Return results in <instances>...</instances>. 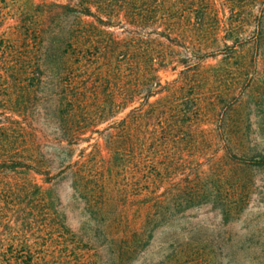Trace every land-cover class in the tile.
<instances>
[{
  "label": "rangeland",
  "instance_id": "1",
  "mask_svg": "<svg viewBox=\"0 0 264 264\" xmlns=\"http://www.w3.org/2000/svg\"><path fill=\"white\" fill-rule=\"evenodd\" d=\"M88 2L95 14L105 10L97 0ZM162 2L176 19L169 36L154 27H109L84 18L86 39L74 36L78 22L70 0H0V34L30 52L32 67L46 61L44 73L35 75L39 88L30 109L37 121L28 129L35 134L29 144L47 164L48 157L75 161L98 138L88 132L72 146L63 139L57 56L63 40L89 46L87 60L74 59L73 68L89 77L93 93L101 96L110 82L144 94L158 81L168 89V102L199 111L190 126L197 142L180 139L171 155L155 154L149 184L134 160L126 163L131 196L114 191L105 215L75 200L66 180L3 177V183L35 182L48 197H60L72 252L54 264H264V0H217L219 14L205 21V0ZM51 168L53 176L57 166ZM147 190L152 198L141 197Z\"/></svg>",
  "mask_w": 264,
  "mask_h": 264
},
{
  "label": "trees",
  "instance_id": "2",
  "mask_svg": "<svg viewBox=\"0 0 264 264\" xmlns=\"http://www.w3.org/2000/svg\"><path fill=\"white\" fill-rule=\"evenodd\" d=\"M70 1L74 2L78 22L74 36L89 38L84 18H97L109 27L113 23H127L140 30L154 27L159 36L176 31L171 24L176 21L174 16L160 8L164 5L162 0H97L95 4L105 8L97 14L88 0ZM202 12L203 21L218 15L217 0H205ZM79 42L63 40L57 47L59 121L63 139L69 140L71 146L88 132L98 138L92 151L82 152L75 161L48 157L47 164L29 144L35 134L28 129L37 121L36 112L30 109V105L36 104L32 101L39 88L34 83L35 75L37 71L44 73L46 61L32 67L30 52L0 34V264H54L62 254L67 260L72 252L68 236L73 232L58 209L60 197H48L43 185L29 180L3 183L4 176H47L45 183L66 180L75 200L81 199L91 214L105 215L114 191L127 198L131 196L130 180L125 179L124 170L129 167L126 163L134 160L140 168L137 174L149 179V184L157 165L155 154L171 155V146L179 144L180 139L197 142L190 126L199 111L168 102V89L158 81L154 89L144 94L140 90L113 88L110 82L101 96L93 93L89 77L77 75L73 68L74 59L83 61L81 65L87 60L89 46ZM156 96L159 99L152 102L150 99ZM135 104L125 116L117 118ZM104 123L107 126L100 131L98 126ZM23 142H27L25 150L20 147ZM53 164L57 171L52 176ZM141 197L152 195L147 190ZM64 242L66 249L62 250Z\"/></svg>",
  "mask_w": 264,
  "mask_h": 264
}]
</instances>
